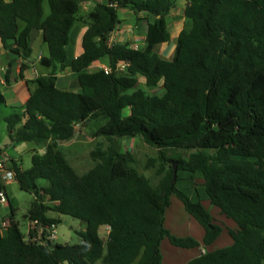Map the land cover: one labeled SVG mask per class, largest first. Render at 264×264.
I'll list each match as a JSON object with an SVG mask.
<instances>
[{
	"label": "trees",
	"instance_id": "16d2710c",
	"mask_svg": "<svg viewBox=\"0 0 264 264\" xmlns=\"http://www.w3.org/2000/svg\"><path fill=\"white\" fill-rule=\"evenodd\" d=\"M83 1L0 0L2 48L28 60L37 29L48 51L39 64L49 69L4 119L12 145L33 143L41 152L32 150L28 169L5 160L20 190L33 195L26 218L34 226L26 240L8 202L9 226L0 218V264H165L164 239L182 249L210 247L222 228L201 200L177 188L179 172L191 174L193 185L200 177L201 197L235 224L230 245L184 264H264V0H186L170 60L153 49L170 41L166 18L176 0H94L84 18L78 17ZM123 10L133 13L136 27L145 21L140 49L109 42ZM82 19L81 51L69 60L70 34ZM97 63L109 71L91 70ZM67 69L76 76V92L56 86ZM93 124H99L94 135L109 145L95 148L93 166L79 174L60 144L73 139L77 125ZM121 137H139L157 150L156 184L137 171L130 150L114 143ZM3 152L0 147V160ZM168 159L177 163L173 184ZM172 196L203 228L200 242L165 228ZM49 212L85 224L79 244L44 243L45 229L59 223Z\"/></svg>",
	"mask_w": 264,
	"mask_h": 264
},
{
	"label": "rangeland",
	"instance_id": "374dc122",
	"mask_svg": "<svg viewBox=\"0 0 264 264\" xmlns=\"http://www.w3.org/2000/svg\"><path fill=\"white\" fill-rule=\"evenodd\" d=\"M92 1L94 0L83 1L79 10L78 17H83L88 13ZM185 3L186 0H176L175 8L166 18L168 25L167 28L170 34L169 43L156 45L153 49L159 56H161L165 60H170L172 58L176 43V37L184 27L185 19L183 16V9ZM140 17H143V15H140ZM119 18L120 23L110 35V44L122 43L127 41L135 49L142 48L144 45V35L146 27L145 21L141 20L140 22H138V26L136 27L135 25L137 23L135 24V16L132 12L127 10L119 11ZM84 20L85 19L79 20L73 26L70 34L68 58H71L73 56L75 48L77 50V55L81 51V36L86 27L84 25ZM41 50L46 53L45 47H42ZM36 55L37 48L36 45H34L30 60L32 61V59L36 57ZM4 61L5 57H0V65H2ZM37 67L39 70H46L40 65H37ZM100 67H102L101 63H97L92 66L91 70ZM71 78L78 91L79 85L76 76L73 74ZM58 86L60 87V85ZM139 87L148 93L151 92L150 90L146 89L142 79H139ZM66 88H68L67 90H73V88H70L68 86ZM160 92L161 91H158V93ZM10 113L11 110L9 111V108L5 107L4 105H0V147L4 150L3 153L6 155V157H3L2 155L1 158L5 160L8 158H13L19 162L22 169H28L31 165V149H35L39 153L41 152V150L38 149L33 143H18L15 146H12L11 142L8 140V132L5 128L4 122V117L8 116ZM99 124L87 126L77 125L76 133L73 139L69 142L60 144V148L68 159L70 165L79 174L86 172L93 166V161L90 157V153L95 148L100 147L102 149H106V147L109 145V143L103 137L94 135L96 127ZM114 143L120 148L121 151L130 150L132 152L135 159L134 166L139 173L148 177L151 180L152 184H156L158 182L160 177L156 174L159 166L158 152L156 149L148 146L139 137L116 138L114 139ZM180 154L181 156L186 157L188 152H181ZM167 155H170V153L168 152ZM178 176L180 180L179 182H177V188L186 192V194L193 198V200H201L202 205L213 218V222L222 228V233L210 247L204 248L201 245V248L203 247L202 249L204 251H213L230 245L232 241L228 234V231L234 230L235 224L232 220L220 214L218 208L212 206L207 200L201 197L203 195V187L201 186L202 179L200 177H195V185H193L191 174L186 172H179ZM5 191L9 204L15 209L13 219L18 224L20 231L25 235V239L29 240L30 238L28 236V230L32 228V225L30 224V228L28 229L29 221L26 218V213L31 201L33 200V195L29 192L20 190L17 182L14 179L5 186ZM8 207V203L0 205V218L2 220H8ZM48 214L49 216L57 218L59 220V223H57L54 228H50L47 231L45 230V236L49 233H52L54 235V239L51 243L70 245L80 243L78 232L84 231L85 224L83 222L69 216L60 215L54 212H49ZM164 226L172 235L177 237L189 236L200 242L203 236V228L194 218H192L184 211L181 202L175 196L171 197L170 205L166 209ZM107 233L108 228L106 226H102L99 228V234L103 240L106 239ZM40 238L41 236L39 234L37 239L40 240ZM200 250L174 247L170 245L166 239H164L160 245V253L165 264H184L191 258H193L195 253H201Z\"/></svg>",
	"mask_w": 264,
	"mask_h": 264
},
{
	"label": "crops",
	"instance_id": "0c3cea01",
	"mask_svg": "<svg viewBox=\"0 0 264 264\" xmlns=\"http://www.w3.org/2000/svg\"><path fill=\"white\" fill-rule=\"evenodd\" d=\"M5 1L8 2L10 0H5ZM34 45H36V48H37L36 57H34L32 61L30 60L31 57L28 60L24 61L21 58H14V56H11L8 52H6L2 48V45L0 42V57H5V61L3 62L2 65H0V90L5 99L4 106L9 108V111L13 108L22 107L25 101L30 96L32 89L35 87L37 78L44 77L49 72L48 68L42 67L39 64L40 58L47 57L48 55L47 47L42 42L40 33L38 37L32 41V49ZM42 47H45L46 53H44L41 50ZM68 47H67V51H68ZM76 51L77 50L75 48L74 54L71 58H69V60L77 56ZM21 65L26 66L24 68L25 70L22 72V77L19 76ZM37 65H40L42 68L46 70L45 71L39 70ZM101 66L105 67L104 64H101ZM7 72H8V81L6 82L5 76ZM72 76H73V73L68 69L65 70L64 72L57 74L56 86L59 87L58 85H60L59 88L64 89V90H67L68 88L66 87L68 86L70 88H73V90H68V91L76 92L77 88L75 87L76 85L73 83V80L71 78ZM5 128H6V123H5ZM15 145H12V146H15ZM3 157H6L4 153H3ZM14 213H15V209H14ZM30 224L31 223L28 222V229L30 228ZM196 255H198V253L197 254L195 253L193 257H195Z\"/></svg>",
	"mask_w": 264,
	"mask_h": 264
},
{
	"label": "built area",
	"instance_id": "2783aa9c",
	"mask_svg": "<svg viewBox=\"0 0 264 264\" xmlns=\"http://www.w3.org/2000/svg\"><path fill=\"white\" fill-rule=\"evenodd\" d=\"M96 1H101V0H96ZM124 66H125L124 63H120L116 66V69L121 70L124 68ZM100 68L104 69L105 73L109 71L107 67H100ZM13 179H14L13 173L11 170L8 169L5 163V160L4 159L0 160V205L8 203L5 186ZM1 226L3 228L8 227L9 221L8 220L5 221L1 219ZM33 226H34V223L32 224V228ZM50 228H54V226H51L49 228L47 227L45 230L47 231ZM44 239H45L44 243H46L47 241L52 242V240L54 239V235L52 233H49L48 235L44 237ZM200 252L204 253V250L201 249Z\"/></svg>",
	"mask_w": 264,
	"mask_h": 264
},
{
	"label": "water",
	"instance_id": "95a60500",
	"mask_svg": "<svg viewBox=\"0 0 264 264\" xmlns=\"http://www.w3.org/2000/svg\"><path fill=\"white\" fill-rule=\"evenodd\" d=\"M39 35V31L37 29H32L30 36H29V40L30 42H32L37 36ZM167 163L171 165L172 167V179H171V184H173L174 180H175V176H176V167H177V163L174 162L173 160H167ZM65 264H68L67 261H65Z\"/></svg>",
	"mask_w": 264,
	"mask_h": 264
}]
</instances>
